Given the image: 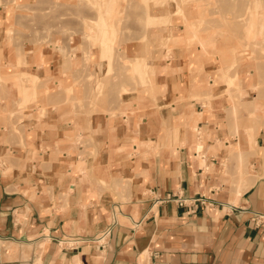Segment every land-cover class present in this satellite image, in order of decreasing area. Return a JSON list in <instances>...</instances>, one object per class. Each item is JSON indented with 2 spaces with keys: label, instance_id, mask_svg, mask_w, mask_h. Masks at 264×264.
<instances>
[{
  "label": "crops",
  "instance_id": "crops-1",
  "mask_svg": "<svg viewBox=\"0 0 264 264\" xmlns=\"http://www.w3.org/2000/svg\"><path fill=\"white\" fill-rule=\"evenodd\" d=\"M157 31L140 26L125 44L144 83L115 77L107 100H85L72 84L80 58L58 71L48 56L49 76L82 93L69 103L57 88L39 95L44 111L0 119V264H264L252 219L264 215V176L257 167L239 193V128L216 58L168 50Z\"/></svg>",
  "mask_w": 264,
  "mask_h": 264
},
{
  "label": "rangeland",
  "instance_id": "rangeland-1",
  "mask_svg": "<svg viewBox=\"0 0 264 264\" xmlns=\"http://www.w3.org/2000/svg\"><path fill=\"white\" fill-rule=\"evenodd\" d=\"M258 1L0 0V35L5 50L0 59V119L14 125L11 120L20 121L25 108L39 105L44 111L40 96L57 88L69 103L82 93L65 88V76H49L48 56L58 71L80 58L83 73L78 78L73 75L72 84H83L85 100L99 98L102 102L112 96L115 77L144 83L147 74L141 60L127 57L125 44L140 26L142 37L150 36L156 28L162 47L185 46L216 58L232 104L229 117L234 119L233 129L239 128L240 193L248 175L257 177V167L264 176V146L257 143L264 129V0ZM151 15L154 17L149 19ZM99 50V57L108 62L105 73L100 69V77L92 66Z\"/></svg>",
  "mask_w": 264,
  "mask_h": 264
},
{
  "label": "built area",
  "instance_id": "built-area-1",
  "mask_svg": "<svg viewBox=\"0 0 264 264\" xmlns=\"http://www.w3.org/2000/svg\"><path fill=\"white\" fill-rule=\"evenodd\" d=\"M165 199L169 200V199H173L177 202V204L179 205H186L187 203V198L183 197V196H172V195H167L165 197ZM196 200V199H195ZM199 200V199H198ZM200 201V200H199ZM253 221L255 224L257 225H264V215H253L252 217ZM110 233V227H107L106 229H104L97 237L96 240L99 242V244L103 245L106 243L107 237Z\"/></svg>",
  "mask_w": 264,
  "mask_h": 264
},
{
  "label": "bare ground",
  "instance_id": "bare-ground-1",
  "mask_svg": "<svg viewBox=\"0 0 264 264\" xmlns=\"http://www.w3.org/2000/svg\"><path fill=\"white\" fill-rule=\"evenodd\" d=\"M100 1H101V0H100ZM107 1H108V0H107ZM213 1H214V0H213ZM248 1H249V2H252V0H251V1L248 0ZM253 1H255V0H253ZM256 1H258V0H256ZM260 1H261V0H260ZM76 2H77V1H76ZM91 2H92V1H91ZM105 2H106V1H105ZM258 2H259V1H258ZM258 2H256V3H258ZM249 4H250V3H249ZM104 5H105V3H104ZM200 5H201V4H200ZM258 5H259V4H258ZM248 7H249V5H248ZM248 7H247V9H249ZM103 9H104V8H103ZM103 9H102V11H103ZM178 10H179V9H178ZM204 11H206V9H205ZM247 11H248V10H247ZM200 12H201V11H200ZM202 12H203V11H202ZM245 12H246V11H245ZM201 14H202V13H201ZM204 14H205V13H204ZM204 14H203V15H204ZM115 15H116V14H115ZM248 15H249V13H248ZM157 16H158V15H157ZM213 16H214V15H213ZM256 16H257V15H256ZM42 17H44V15H42ZM153 17H154V16H152V15H151V16H148L149 19H151V18H153ZM205 17H206V16H205ZM248 17H249V16H248ZM248 17H247V18H248ZM90 22H91V21H90ZM245 23H246V22H245ZM245 26H246V25H245ZM246 29H247V28H246ZM248 29H249V28H248ZM9 31H11V30H9ZM106 31H108V29H107ZM212 32H213V31H212ZM212 32H211V33H212ZM249 32H250V29H249ZM258 32H259V31H258ZM8 33L10 34V32H8ZM87 33H88V32H87ZM96 33H98V32H96ZM103 33H105V32H103ZM103 33H102V34H103ZM215 33H216V32H215ZM218 33H219V32H218ZM9 34H7V35H9ZM207 34H209V33H207ZM207 34H205V35H207ZM219 34H220V33H219ZM90 35H91V34H90ZM105 35H106V33H105ZM112 36H113V35H112ZM209 37H210V36H209ZM8 38H9V37H8ZM213 39H214V38H213ZM213 39H212V41H214ZM88 40H89V39H88ZM101 40H102V38H101ZM105 40H106V39H105ZM208 40H209V39H208ZM109 41H110V40H109ZM206 41H207V39H206ZM210 41H211V40H210ZM8 42H9V41H8ZM87 42H88V41H87ZM104 43H105V42H104ZM207 43H208V42H207ZM207 43H206V44H207ZM209 44H210V43H209ZM89 45H90V44H89ZM92 45H93V44H92ZM95 45H96V44H95ZM105 45H106V44H105ZM117 45H118V44H117ZM86 46H87V45H86ZM90 46H91V45H90ZM13 48H15V47H13ZM86 48H87V47H86ZM21 49H22V48H21ZM210 49H211V48H210ZM217 49H219V48H217ZM220 49H221V48H220ZM86 50H87V49H86ZM15 51H16V50H15ZM18 51H19V50H18ZM20 51H21V50H20ZM74 51H75V50H74ZM99 51H100V50H99ZM215 52H216V51H215ZM220 52H221V50H220ZM220 52H219V53H220ZM20 53H22V52H20ZM16 54H17V53H16ZM19 55H20V54H19ZM19 55H18V56H19ZM21 55H22V54H21ZM83 57H85V56L83 55ZM116 57H117V56H116ZM220 57H221V56H220ZM86 59H87V58H86ZM118 59H119V58H118ZM82 60H83V59H82ZM86 63H87V62H86ZM86 63H85V64H86ZM113 64H114V63H113ZM83 66H84V64H83ZM115 66H116V65H115ZM69 67H70V66H69ZM85 67H86V66H85ZM261 67H262V66H261ZM79 69H80V68H79ZM88 69H89V68H87V70H88ZM80 70H81V69H80ZM84 70H85V69H84ZM94 70H95V69H94ZM260 70H262V69H260ZM71 71H72V70H71ZM74 71H75V70H74ZM96 71H97V70H96ZM72 73H73V72H72ZM75 73H76V72H75ZM80 73H81V72H80ZM89 73H90V72H89ZM76 74H78V73H76ZM81 75H82V74H81ZM85 75H86V74H85ZM87 75H88V74H87ZM75 76H76V75H75ZM118 76H119V75H118ZM99 77H100V76H99ZM72 78H73V77H72ZM75 78H76V77H75ZM83 79H85L84 76H83ZM96 84H97V83H96ZM99 84H100V83H99ZM120 85H121V84H120ZM112 86H113V85H112ZM124 88H125V87H124ZM125 89H126V88H125ZM125 89H124V90H125ZM120 90H121V89H120ZM126 91H127V90H126ZM123 92H124V91H123ZM5 94H6V93H5ZM52 97H53V96H52ZM98 99H99V98H98ZM105 100H107V99L105 98ZM109 100H110V99H109ZM112 101H113V100H112ZM9 102H10V101H9ZM11 102H12V101H11ZM56 102H57V101H56ZM114 102H115V101H114ZM114 102H113V103H114ZM105 103H106V102H105ZM12 104H13V103H12ZM102 105H103V104H102ZM11 107H12V106H11ZM110 109H111V108H110ZM118 110H119V109H118ZM77 126H78V125H77ZM240 140H241V139H240ZM241 143H242V142H241ZM241 145H242V144H241ZM84 149H85V148H84ZM64 154H65V153H64ZM254 180H255V178H254V179L251 178V181H252V182H254ZM252 182H251V183H252ZM69 184H70V183H69Z\"/></svg>",
  "mask_w": 264,
  "mask_h": 264
}]
</instances>
